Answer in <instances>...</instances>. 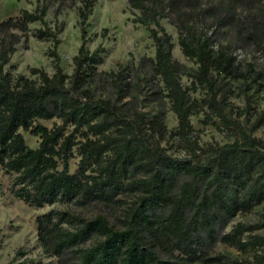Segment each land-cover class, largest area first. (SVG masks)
I'll use <instances>...</instances> for the list:
<instances>
[{"label":"trees","instance_id":"1","mask_svg":"<svg viewBox=\"0 0 264 264\" xmlns=\"http://www.w3.org/2000/svg\"><path fill=\"white\" fill-rule=\"evenodd\" d=\"M53 1L43 0L18 18H0V176L8 182H0V195L36 209L70 207L38 218L43 253L57 264H264V235H252L264 222L226 231L239 214L264 204V140L254 136L264 119L249 128L228 118L218 89L223 77L264 90V68L239 63L229 47L213 42L207 25L216 2L232 7L253 0H205L207 5L203 0H127L134 22L150 32L155 58L99 72L106 49L92 51L83 43L70 75L57 51L63 26L46 22ZM69 1L85 37L98 0ZM63 11L58 6L54 14ZM164 19L178 29L182 53L198 64L193 75L174 59V39L160 25ZM35 23L42 25L37 38L54 42L49 52L54 73L36 68L32 78L12 76L5 66L20 42L18 32L28 35ZM184 76L192 78L191 86L183 84ZM143 86L168 99L177 129L167 132L165 107L150 116L125 109L131 89ZM199 87L207 90L201 101L191 95ZM204 108L233 130L232 143L204 147L193 138L190 117ZM52 120L59 123L41 124ZM24 133L38 137L39 147L31 148ZM168 134L188 149L186 156L171 155L162 146ZM127 195L136 201L129 205L122 199ZM95 204L117 206L118 223L104 215L85 216ZM218 243L235 247L246 259L212 257L210 249ZM29 255L20 249L9 264H42Z\"/></svg>","mask_w":264,"mask_h":264},{"label":"rangeland","instance_id":"2","mask_svg":"<svg viewBox=\"0 0 264 264\" xmlns=\"http://www.w3.org/2000/svg\"><path fill=\"white\" fill-rule=\"evenodd\" d=\"M43 0H0V18H18L23 10L34 11L42 5ZM203 0L202 4L207 5ZM216 2V1H215ZM52 7L46 16V22L51 26L62 25L63 30L59 35L57 51L61 58V66L68 75L73 73V57L78 53L81 45L92 51L103 47L106 49L104 63L98 66L99 72L119 70V65L129 62H139L142 58H155L156 47L150 37L148 28L134 22L133 14L127 0H98L92 15L86 23V35L83 37L82 26L77 15L76 6L71 7L69 0L62 2L53 1ZM217 5V6H216ZM62 6L64 11L55 16L54 11ZM216 8H209L207 25L209 34L212 35L216 45L229 47L237 56L243 66L252 65L257 70L264 68V0H253L251 4H237L232 7L215 3ZM138 13V12H136ZM206 16V15H205ZM160 25L172 35L175 48L173 57L183 67L188 75H193L198 64L187 58L179 45L178 29L169 19H164ZM39 23L31 24L28 35H21L20 42L16 45V52L11 56L5 71L12 76L24 75L34 77L32 69H43L49 75L54 73L53 59L49 56L54 48L53 41L39 40L35 31L41 28ZM156 28V25H151ZM182 82L191 86L192 78L184 76ZM133 89V90H132ZM131 89V96L124 100L128 103L126 108L130 112L139 111L147 115H153L159 107H165V127L171 133L178 126V119L171 110V104L160 93L154 94L148 87ZM219 98L224 100L228 118L237 120L251 128L257 123L259 117L264 119V90L249 82L243 84L230 78H220L218 81ZM207 90L199 87L191 92L194 99L201 101L206 97ZM250 107L249 116L245 110ZM199 145L207 147L223 146L232 143L236 136L231 128L221 122L219 118L204 108L197 115L190 117ZM58 120L41 121V124L52 128ZM27 144L31 148H38L40 139L29 133H24ZM254 136L264 140V126L254 132ZM169 154L184 157L188 149L183 147L177 138L168 134L162 142ZM79 159L75 158L71 163V171L74 172ZM6 177L0 176V182L8 183ZM122 199L130 204L136 201L135 195H127ZM67 210L59 204L45 206L36 209L21 201H14L0 195V264H9L15 253L24 249L30 251L29 257L42 264H57L55 258L48 257L39 247L37 220L51 210ZM87 217L104 215L112 224L118 223L121 210L117 207H109L103 204H95L92 209L84 212ZM264 222V204L255 209L251 214H239L226 228L231 232L238 224L257 225ZM248 233L246 234V236ZM252 235H264V228L256 230ZM212 257L223 256L225 261L244 260L247 255L238 251L235 247L218 243L210 249Z\"/></svg>","mask_w":264,"mask_h":264}]
</instances>
